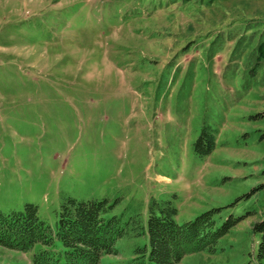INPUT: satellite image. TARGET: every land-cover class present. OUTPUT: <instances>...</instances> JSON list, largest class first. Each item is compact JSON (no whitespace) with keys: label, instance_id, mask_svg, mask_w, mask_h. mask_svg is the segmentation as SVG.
Here are the masks:
<instances>
[{"label":"rangeland","instance_id":"374dc122","mask_svg":"<svg viewBox=\"0 0 264 264\" xmlns=\"http://www.w3.org/2000/svg\"><path fill=\"white\" fill-rule=\"evenodd\" d=\"M264 0H0V211L53 227L64 197L178 196L239 220L179 264H256L264 219ZM215 137L210 155L194 143ZM117 246L102 264H130ZM0 248V264H32Z\"/></svg>","mask_w":264,"mask_h":264},{"label":"trees","instance_id":"16d2710c","mask_svg":"<svg viewBox=\"0 0 264 264\" xmlns=\"http://www.w3.org/2000/svg\"><path fill=\"white\" fill-rule=\"evenodd\" d=\"M264 59V43L258 46ZM215 137L203 128L194 143L199 157L211 154ZM176 194L150 197L146 216L140 203L113 201H78L64 197L51 227L38 215L37 206L27 203L22 211H0V248L32 252V264H102L105 257L117 254V246L135 244L130 264H179L189 253L212 252L239 220L229 217L220 227L215 216L220 208L211 209L193 220L177 223ZM251 233L258 237L256 264H264V219L252 224Z\"/></svg>","mask_w":264,"mask_h":264}]
</instances>
